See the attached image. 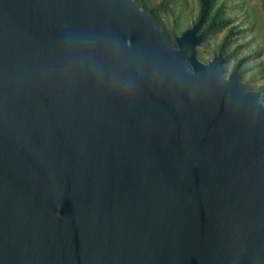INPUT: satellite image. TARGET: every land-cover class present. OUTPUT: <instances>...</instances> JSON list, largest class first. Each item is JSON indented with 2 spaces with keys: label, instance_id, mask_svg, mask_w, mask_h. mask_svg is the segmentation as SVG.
<instances>
[{
  "label": "water",
  "instance_id": "obj_1",
  "mask_svg": "<svg viewBox=\"0 0 264 264\" xmlns=\"http://www.w3.org/2000/svg\"><path fill=\"white\" fill-rule=\"evenodd\" d=\"M203 23L0 0V264H264V91Z\"/></svg>",
  "mask_w": 264,
  "mask_h": 264
},
{
  "label": "rangeland",
  "instance_id": "obj_2",
  "mask_svg": "<svg viewBox=\"0 0 264 264\" xmlns=\"http://www.w3.org/2000/svg\"><path fill=\"white\" fill-rule=\"evenodd\" d=\"M136 1L153 11L158 25L171 40L200 17L198 0ZM212 14L228 23L211 28L210 19L204 20L202 29L209 27V31L196 50L197 56L207 62L222 52L227 74L238 68L250 89L264 91V0H216Z\"/></svg>",
  "mask_w": 264,
  "mask_h": 264
},
{
  "label": "trees",
  "instance_id": "obj_3",
  "mask_svg": "<svg viewBox=\"0 0 264 264\" xmlns=\"http://www.w3.org/2000/svg\"><path fill=\"white\" fill-rule=\"evenodd\" d=\"M215 1L216 0H198L199 16H203L204 20L210 19L209 26L211 28H214L215 25H225L228 23L227 20L217 18L216 14H212Z\"/></svg>",
  "mask_w": 264,
  "mask_h": 264
}]
</instances>
